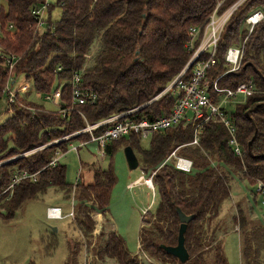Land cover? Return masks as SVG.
I'll use <instances>...</instances> for the list:
<instances>
[{
  "label": "trees",
  "instance_id": "trees-1",
  "mask_svg": "<svg viewBox=\"0 0 264 264\" xmlns=\"http://www.w3.org/2000/svg\"><path fill=\"white\" fill-rule=\"evenodd\" d=\"M238 1L56 0L60 18L52 22L54 6L48 5L39 31L32 12L46 0H5L6 6H0V100L4 95L8 100L4 89L7 80L22 77L27 83L31 81L41 96L60 88L63 108L71 109L63 116L59 107L48 111L43 104L30 102L18 93L14 102L7 101L12 115L0 124V218L10 222L24 202L38 199L49 187L66 188L68 194L74 189V218L90 238L87 245L95 255L113 264H140L113 230L105 233L102 228L98 234L101 242H93L96 221L91 216L105 215L116 182L112 168H94L91 182L71 186L65 181V166L59 163L51 167L49 162L59 149L66 152L69 143L89 140L87 133L76 134L86 122L92 125L133 109L137 110L130 117L137 120L154 121L168 114L175 97L166 94L153 98L187 64L190 29L204 28L215 9L223 13ZM254 11H260L263 18L249 31L245 21ZM243 41L238 70L223 75L228 69L224 61L227 49ZM75 74L80 76V86L97 96L94 105L72 106L70 81ZM221 75V87L250 83L255 89L229 114L236 127L240 158L230 151L228 134L215 118L202 127L198 145H187L193 139L192 127L178 126L155 132L147 149H142L137 135L109 142L104 149V156L111 157L119 146L129 147L142 170L148 176L154 173L159 204L149 220L142 219L147 227L141 249L161 262L180 264L160 248L176 245L179 213L194 216L184 234L189 253L184 264H203L199 254L218 244L217 224L209 225L230 198L233 179L251 185L261 183L264 192V0H243L225 23L217 41L216 64L208 77L213 81ZM22 103L34 110L21 107ZM103 129L95 130L94 135ZM71 135L55 145L56 140ZM177 147V154L192 162L189 172L178 171L172 161H166ZM26 152L30 154L5 162ZM21 171L36 174V181L19 180L9 189L14 174ZM245 205L238 201L232 218L240 238V260L242 264H264V223L253 220L252 208ZM53 236L45 246L46 254L55 248ZM213 264L228 263L218 255Z\"/></svg>",
  "mask_w": 264,
  "mask_h": 264
},
{
  "label": "rangeland",
  "instance_id": "rangeland-1",
  "mask_svg": "<svg viewBox=\"0 0 264 264\" xmlns=\"http://www.w3.org/2000/svg\"><path fill=\"white\" fill-rule=\"evenodd\" d=\"M55 3L56 0H46L44 3L46 7L40 12L42 24H44L43 19L47 15L48 5L54 6L51 11L52 22L60 18L61 10L59 7H55ZM0 6H6L5 0H0ZM229 9H235V7L232 6ZM214 11L218 12L217 9ZM246 25L250 31V26L247 23ZM242 28H246V26L244 25ZM36 29L41 31L42 25L37 23ZM7 88L13 93L15 99H18L16 94L18 93L22 98L27 97L30 102L43 104L48 111H56L58 108L54 103L45 100L48 95L41 96L39 93H35L32 82L28 81L27 83L22 77L13 79L11 76L4 89ZM58 90L60 91V88ZM245 99L246 97L238 95L228 100L223 106L228 116L234 112L236 104L244 102ZM72 106L80 105L72 104ZM21 107L34 110L32 107L25 106L24 103L21 104ZM79 114L82 116L81 113ZM11 115L12 110L7 106V99L4 95L0 100V124ZM82 117L84 118V116ZM59 141L63 140H56L55 145ZM149 143L150 138L142 139L140 146L142 149H147ZM74 147H77V150H74ZM42 148L43 146L38 149ZM67 148L66 152L59 149L56 153H59V163L65 166V181L69 185H75L77 182L83 184L91 182L92 169L98 167L103 170L111 167L116 179L105 215L93 213L91 216L96 221L93 230L94 244L101 242L98 234L102 228L105 233L113 230L122 239L126 250L136 257L140 264H171L161 262L158 258L148 256L139 250L138 246L142 245L141 237L146 231L145 227H147L145 221L149 220V216L155 213L159 204V197L155 188L152 192L144 183L129 188L138 178L142 176L147 178L148 174L142 170L140 165L135 170L128 168L124 155L126 147L119 146L111 157H101L97 143L94 142H89L81 147L77 143H69ZM29 154L30 152L19 154L5 162ZM136 155L138 156L137 153ZM170 161L174 163L173 160ZM21 172H16L14 175L17 176ZM151 175L154 176V173L149 176ZM30 181L35 182L36 180ZM258 191V183L251 185L246 180L233 179L230 198L222 204L219 215L209 225L212 228L217 224L215 237L218 244L214 248L206 249L199 254V257L204 261L203 264H213L218 255H223L228 264H242L240 260V238L232 218L235 214L236 203L243 200L247 207H251L253 210L252 219L264 223V194ZM73 193L74 189L68 194L66 188L49 187L38 199L24 202L16 210L10 222L6 223L0 218V264H93V261L96 262L95 264H113L114 262L110 259H99L95 255L94 249L87 245L90 243V238L82 233L76 223V217L74 218ZM67 195L70 197L67 198ZM53 207L61 209L63 216L61 219H48L47 209ZM147 211L148 213L145 214ZM142 219L145 221L143 222ZM51 234L54 235L55 248L50 251V254H46L45 246L50 241Z\"/></svg>",
  "mask_w": 264,
  "mask_h": 264
},
{
  "label": "built area",
  "instance_id": "built-area-1",
  "mask_svg": "<svg viewBox=\"0 0 264 264\" xmlns=\"http://www.w3.org/2000/svg\"><path fill=\"white\" fill-rule=\"evenodd\" d=\"M243 0H239L234 7L241 4ZM46 4L40 8L35 9L32 14L37 20L38 25H42L40 12L44 10ZM235 9H227L225 12L218 14L216 11L209 16L208 21L202 29H190L189 42L186 47L190 53V58L185 67L180 73L159 93L153 100L166 94H172L175 101L170 112L154 121L146 119L137 120L135 117H130L137 109L128 110L120 113L113 114L95 124H88L76 134L87 133L89 140L87 142L78 143V146H84L89 142L97 143L100 156H104V149L107 143L117 141L121 138L128 137L129 135H137L140 139L151 138L155 132L165 131L173 127H186L193 128V139L189 145H198L199 133L202 127L212 118L217 119L228 134L227 145L235 157L242 156L241 148L236 136V127L232 119L228 116L224 109V104L238 95L250 97L255 93V89L250 83H240L233 88L219 86V79L227 74L233 73L238 70L242 56L244 41L237 47H229L224 55V61L227 71L220 77L213 81L208 77L210 69L216 64V46L217 41L221 35L222 29L229 19L230 15ZM263 15L260 11L250 14L246 18V23L252 27L261 21ZM9 69H12L13 64L8 62ZM60 70V68L58 69ZM80 76L74 75L70 81L71 99L73 105H94L97 96L91 92L83 89L80 86ZM8 103L14 102L15 98L12 92L7 88ZM45 100L54 103L59 107V111L64 116L69 108H63V103L60 98V91H55L45 97ZM61 106V107H60ZM99 135H94V131L103 128ZM74 134V135H76ZM74 135L67 136L62 140L69 139ZM173 150L166 161L173 160L176 170L181 172H189L192 166L191 160L179 156L177 150ZM77 150V147L73 148ZM59 153H56L49 162V166L55 167L59 164ZM152 177L143 176L138 178L129 188L135 185L144 183L149 189L154 192ZM21 179L36 180V174H29L27 171H22L17 176L9 189L12 188L14 183ZM262 185L258 183V190L261 191ZM264 194L263 191H261ZM264 204V203H263ZM71 216H73L71 214ZM47 217L50 220L61 219L62 213L60 208H48ZM139 250L141 245L138 246Z\"/></svg>",
  "mask_w": 264,
  "mask_h": 264
},
{
  "label": "water",
  "instance_id": "water-1",
  "mask_svg": "<svg viewBox=\"0 0 264 264\" xmlns=\"http://www.w3.org/2000/svg\"><path fill=\"white\" fill-rule=\"evenodd\" d=\"M125 159L130 170H135L139 167V162L135 156L133 150L129 147L124 149ZM179 228L177 234L176 245L165 246L160 245V248L167 254L174 257L180 264H184L189 260V253L187 252L184 242V234L186 232L187 224L194 219V216H187L183 213H179ZM56 231V229H54Z\"/></svg>",
  "mask_w": 264,
  "mask_h": 264
}]
</instances>
